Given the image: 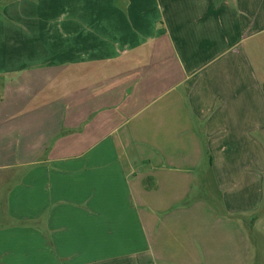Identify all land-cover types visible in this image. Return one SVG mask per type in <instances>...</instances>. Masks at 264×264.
<instances>
[{"label":"crops","instance_id":"crops-1","mask_svg":"<svg viewBox=\"0 0 264 264\" xmlns=\"http://www.w3.org/2000/svg\"><path fill=\"white\" fill-rule=\"evenodd\" d=\"M0 264H264V0H0Z\"/></svg>","mask_w":264,"mask_h":264}]
</instances>
